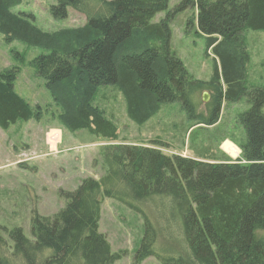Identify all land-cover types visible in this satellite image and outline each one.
Segmentation results:
<instances>
[{"label":"trees","instance_id":"trees-1","mask_svg":"<svg viewBox=\"0 0 264 264\" xmlns=\"http://www.w3.org/2000/svg\"><path fill=\"white\" fill-rule=\"evenodd\" d=\"M51 15L67 17L72 9L86 17L84 26L44 32L30 14L15 13L21 0H0V36L47 53L35 60L36 73L59 108V123L71 132L85 130L110 142L101 147L104 169L73 191L57 194L64 207L50 217L33 212L31 239L21 229L0 236V264H114L121 255L99 233L104 198L143 212L144 233L134 264L153 258L160 264H264V86L245 85L248 53L244 31H264V0H178L172 14L194 10L193 26L213 56L206 83L195 79L170 50L169 19L152 23L170 0H55ZM15 74L0 76V129L34 113L14 90ZM122 97L128 120L142 126L163 105L177 103L186 114V132L216 125L220 104L199 111L195 94L217 100L246 98L238 114L243 135L235 145L240 158L166 154L165 145L117 142L114 123L94 104L101 89ZM207 152V151H206ZM178 249L157 246L158 230ZM182 249V252H180Z\"/></svg>","mask_w":264,"mask_h":264},{"label":"rangeland","instance_id":"rangeland-1","mask_svg":"<svg viewBox=\"0 0 264 264\" xmlns=\"http://www.w3.org/2000/svg\"><path fill=\"white\" fill-rule=\"evenodd\" d=\"M55 5V0H21L14 12L32 15L34 25L48 33L85 25V15L72 9L67 10L65 19H54L51 8ZM177 5L178 0H170L167 10L157 14L152 23L169 19L170 50L195 79L207 83L213 72V56L205 50L203 38L196 34L192 22L195 11L172 14ZM244 38L249 56L245 85L247 88L262 87L264 31L245 30ZM45 53L19 42L5 43L0 36V76L7 71L15 74L14 90L34 113L29 122L18 121L8 130L0 129V236L9 246L11 243L7 234L17 228L31 239L30 221L34 211L40 216L50 217L63 209L64 202L57 196L61 190L73 191L88 177L98 180L104 172L100 149L111 144L85 130L71 132L59 123V108L36 73L35 59ZM203 92L208 94L209 100L199 105V111L207 115V106L211 105V109L219 103L220 119L214 126L195 128L190 135L185 129L186 114L177 103L163 105L142 126L128 120L122 97L111 88L101 89L93 104L116 126L117 142L144 145L156 141L166 146L161 151L168 155L197 156L207 153L219 156V159L220 155L232 160L240 158L241 152L235 141L241 139L243 132L235 118L248 110L250 105L246 98L233 103L219 101L209 91ZM201 95L195 94L196 102L201 101ZM262 110L264 113V107ZM55 133L60 138L56 145L51 143L57 139ZM137 207L148 219L156 222L158 215L153 208ZM143 214L112 199L102 200L99 233L110 244L112 253L121 255L114 264H134L135 252L144 233ZM155 225L159 251L170 246L179 250L173 240L168 242L170 239L162 233L158 224ZM258 236L264 241V232H259ZM140 264L160 263L148 258Z\"/></svg>","mask_w":264,"mask_h":264},{"label":"water","instance_id":"water-1","mask_svg":"<svg viewBox=\"0 0 264 264\" xmlns=\"http://www.w3.org/2000/svg\"><path fill=\"white\" fill-rule=\"evenodd\" d=\"M208 100H209L208 94L206 92H203L201 95V103L206 104L208 103Z\"/></svg>","mask_w":264,"mask_h":264},{"label":"crops","instance_id":"crops-1","mask_svg":"<svg viewBox=\"0 0 264 264\" xmlns=\"http://www.w3.org/2000/svg\"><path fill=\"white\" fill-rule=\"evenodd\" d=\"M58 133H59V132H58ZM58 133H57V134L55 133V135H57V139L51 141V143L54 144V145H56V144H58V143L60 142V138H59V136H58ZM52 135H53V134H52ZM51 139H52V138H50V140H51ZM187 157H190V158L192 157V158H193V157H195V156H187Z\"/></svg>","mask_w":264,"mask_h":264},{"label":"bare ground","instance_id":"bare-ground-1","mask_svg":"<svg viewBox=\"0 0 264 264\" xmlns=\"http://www.w3.org/2000/svg\"><path fill=\"white\" fill-rule=\"evenodd\" d=\"M231 151H234L231 147H230Z\"/></svg>","mask_w":264,"mask_h":264}]
</instances>
